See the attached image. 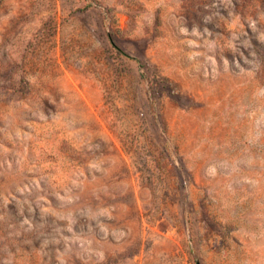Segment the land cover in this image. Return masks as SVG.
Masks as SVG:
<instances>
[{"label": "rangeland", "instance_id": "obj_1", "mask_svg": "<svg viewBox=\"0 0 264 264\" xmlns=\"http://www.w3.org/2000/svg\"><path fill=\"white\" fill-rule=\"evenodd\" d=\"M0 264H264V0H0Z\"/></svg>", "mask_w": 264, "mask_h": 264}]
</instances>
